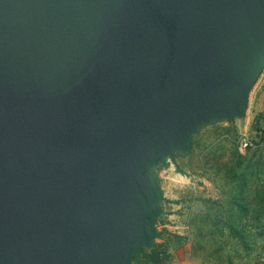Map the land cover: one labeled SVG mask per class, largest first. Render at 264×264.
I'll use <instances>...</instances> for the list:
<instances>
[{
  "label": "rangeland",
  "instance_id": "1",
  "mask_svg": "<svg viewBox=\"0 0 264 264\" xmlns=\"http://www.w3.org/2000/svg\"><path fill=\"white\" fill-rule=\"evenodd\" d=\"M242 75L134 57L90 146L47 173L58 206L17 264H246L264 237V61Z\"/></svg>",
  "mask_w": 264,
  "mask_h": 264
},
{
  "label": "water",
  "instance_id": "2",
  "mask_svg": "<svg viewBox=\"0 0 264 264\" xmlns=\"http://www.w3.org/2000/svg\"><path fill=\"white\" fill-rule=\"evenodd\" d=\"M134 57L253 76L264 0H0V264L33 245L47 173L90 146ZM187 77V74L184 73Z\"/></svg>",
  "mask_w": 264,
  "mask_h": 264
},
{
  "label": "clouds",
  "instance_id": "3",
  "mask_svg": "<svg viewBox=\"0 0 264 264\" xmlns=\"http://www.w3.org/2000/svg\"><path fill=\"white\" fill-rule=\"evenodd\" d=\"M246 264H264V237H257L252 251L245 257Z\"/></svg>",
  "mask_w": 264,
  "mask_h": 264
},
{
  "label": "built area",
  "instance_id": "4",
  "mask_svg": "<svg viewBox=\"0 0 264 264\" xmlns=\"http://www.w3.org/2000/svg\"><path fill=\"white\" fill-rule=\"evenodd\" d=\"M262 144L264 145V139L262 141ZM254 146V142L249 137H243L241 139V147L242 148H248Z\"/></svg>",
  "mask_w": 264,
  "mask_h": 264
},
{
  "label": "crops",
  "instance_id": "5",
  "mask_svg": "<svg viewBox=\"0 0 264 264\" xmlns=\"http://www.w3.org/2000/svg\"><path fill=\"white\" fill-rule=\"evenodd\" d=\"M243 77H244V75H239V76H238V80L241 79V78H243ZM247 77L249 78L250 76H247ZM247 77H246V78H247ZM244 78H245V77H244Z\"/></svg>",
  "mask_w": 264,
  "mask_h": 264
},
{
  "label": "trees",
  "instance_id": "6",
  "mask_svg": "<svg viewBox=\"0 0 264 264\" xmlns=\"http://www.w3.org/2000/svg\"><path fill=\"white\" fill-rule=\"evenodd\" d=\"M146 254H148V253H146ZM162 254H164V253H161L160 255H162Z\"/></svg>",
  "mask_w": 264,
  "mask_h": 264
}]
</instances>
